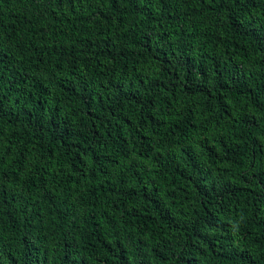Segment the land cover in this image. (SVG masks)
I'll return each mask as SVG.
<instances>
[{
    "label": "trees",
    "instance_id": "trees-1",
    "mask_svg": "<svg viewBox=\"0 0 264 264\" xmlns=\"http://www.w3.org/2000/svg\"><path fill=\"white\" fill-rule=\"evenodd\" d=\"M0 264H264V0H0Z\"/></svg>",
    "mask_w": 264,
    "mask_h": 264
}]
</instances>
